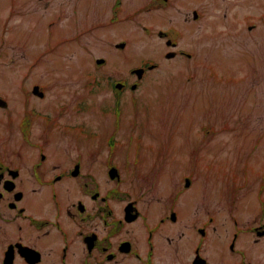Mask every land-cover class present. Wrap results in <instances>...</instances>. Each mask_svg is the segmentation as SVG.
<instances>
[{
  "label": "rangeland",
  "instance_id": "rangeland-1",
  "mask_svg": "<svg viewBox=\"0 0 264 264\" xmlns=\"http://www.w3.org/2000/svg\"><path fill=\"white\" fill-rule=\"evenodd\" d=\"M113 1L0 0V95L13 99L12 112L18 109L20 116L21 79L29 86L31 80H44L53 92L73 91L80 98L91 87L89 96L98 107L112 106V80L130 77L132 68L154 61L156 69L146 70L134 92L139 104L149 108L143 125L153 122V135L161 138L155 146L143 145L147 156L160 149L163 160L168 157L179 165L181 150L191 148L200 137L190 127L195 123L205 130L220 128L215 135L204 131L203 137L235 140L234 146H222L223 151L215 149L214 157L204 158L203 175L195 178L201 204L195 208L194 201L187 203L192 208L187 216L189 240L192 221L200 211L202 219L217 212L219 222L226 223L241 203L249 208L242 217H256L261 203L256 192L264 182V0H160L170 4L159 10L145 6L149 0H118L122 7L117 22L110 20ZM194 9L198 22H186L193 19ZM149 24L178 36L180 47L191 50L193 58L168 60L165 40ZM122 41L126 46L119 49L116 43ZM102 56L107 61L99 65L96 59ZM143 113L134 111L133 118L141 119ZM91 118L96 130L111 129V120L96 121L95 114ZM207 151L202 148L199 154ZM122 153H117L124 165L120 185L132 192L131 198L151 202L157 212L170 203L172 192L176 191V199L180 170L153 178L132 164V155L130 167ZM193 193L187 192L188 201Z\"/></svg>",
  "mask_w": 264,
  "mask_h": 264
},
{
  "label": "flooded vegetation",
  "instance_id": "flooded-vegetation-1",
  "mask_svg": "<svg viewBox=\"0 0 264 264\" xmlns=\"http://www.w3.org/2000/svg\"><path fill=\"white\" fill-rule=\"evenodd\" d=\"M117 1L111 6V21H118L116 10L122 2ZM169 4L152 0L148 5L159 10ZM196 12L192 10L193 19L185 21L199 20ZM157 33L166 42L172 40L165 55L193 56L161 29ZM134 77L132 73L121 79V89L110 83L112 106L98 107L89 95L80 98L73 91L55 93L44 80L29 90L20 89V116L18 109L12 112L13 99L2 96L8 105L0 106V264H264V182L256 192L261 200L256 217H242L249 208L241 203L226 223L219 222L217 212L202 219L200 211L192 221L189 240L187 216L192 208L187 203L194 201L195 208L201 204L195 178L203 175L204 158L214 157V150L222 146H234L235 140L203 137L204 131L215 135L220 128L205 130L195 123L190 127L200 137L191 148L181 150L179 165L168 157L163 160L160 149L147 156L143 145L155 146L160 137L153 135V122L143 125L149 108L141 106L134 94L142 80ZM36 85L38 91L33 90ZM15 104L18 107L17 100ZM134 111H144V117L133 118ZM94 114L96 121L111 120V129L93 128ZM122 144L125 150L117 147ZM202 148H208L205 155L199 154ZM121 151L129 166L132 155V164L153 178L180 170L176 199L175 191L170 203L157 212L151 202L131 198L132 192L120 185L124 165L117 153ZM189 190L194 191L192 201Z\"/></svg>",
  "mask_w": 264,
  "mask_h": 264
},
{
  "label": "water",
  "instance_id": "water-1",
  "mask_svg": "<svg viewBox=\"0 0 264 264\" xmlns=\"http://www.w3.org/2000/svg\"><path fill=\"white\" fill-rule=\"evenodd\" d=\"M103 60H99V62H102ZM135 72H137L139 75H142L143 69H136ZM1 100V99H0ZM4 102H0V105H4Z\"/></svg>",
  "mask_w": 264,
  "mask_h": 264
}]
</instances>
